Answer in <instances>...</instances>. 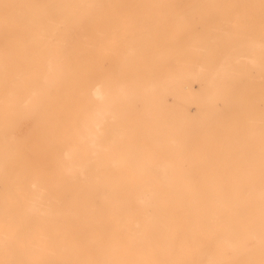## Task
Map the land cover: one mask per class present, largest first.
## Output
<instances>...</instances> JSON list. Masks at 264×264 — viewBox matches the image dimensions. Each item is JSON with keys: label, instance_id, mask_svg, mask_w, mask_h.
<instances>
[{"label": "bare ground", "instance_id": "obj_1", "mask_svg": "<svg viewBox=\"0 0 264 264\" xmlns=\"http://www.w3.org/2000/svg\"><path fill=\"white\" fill-rule=\"evenodd\" d=\"M29 1L0 0V251L264 264V0Z\"/></svg>", "mask_w": 264, "mask_h": 264}, {"label": "rangeland", "instance_id": "obj_2", "mask_svg": "<svg viewBox=\"0 0 264 264\" xmlns=\"http://www.w3.org/2000/svg\"><path fill=\"white\" fill-rule=\"evenodd\" d=\"M21 1H29V0H21ZM34 1H36V4H42V3H45V2H47L48 0H34ZM224 1H227V0H224ZM30 2V1H29ZM50 6V5H49ZM8 9V7L6 6V5H3L2 7H0V13L2 14H4L5 12H6V10ZM216 14H214L213 15V19H220L221 17H222V15H220V14H217L216 16H215ZM218 17V18H217ZM224 17V16H223ZM230 17L232 18V19H237L236 18V16L233 14V15H230ZM49 18H54V17H50L49 16ZM264 18V15L263 16H261V19H263ZM88 28V29H87ZM97 29H102V30H104V27H103V25L101 26H97L96 27ZM80 31H81V33L80 34H84V33H89V31H91V28L86 24H83L80 28H78ZM86 30V31H85ZM83 31V32H82ZM92 32V31H91ZM22 33L23 34H27V31H22ZM93 33V32H92ZM92 36H93V34H92ZM148 197V195H146V194H142L141 195V200L142 201H144V202H146L147 203V205L149 204V198H147ZM2 248H4V249H6L7 247L6 246H0V249H2ZM10 248H12V247H10ZM14 248H16V249H18V250H23V248H34L33 246H23L22 244H18V245H16ZM214 249V248H213ZM217 248H215L214 250H216ZM16 254V253H15ZM21 254V252H17V254H16V258H11V254H9V253H7V252H5L4 250H1L0 251V264H21V259L19 258V255ZM178 255H180L181 256V259L183 260L182 262H180V264H192V261L193 260H195L196 259V257H198V255H199V252L198 251H194V250H190V251H184V252H182L181 254H178ZM219 256V255H218ZM13 261H15V262H13ZM31 264H35V263H31Z\"/></svg>", "mask_w": 264, "mask_h": 264}]
</instances>
